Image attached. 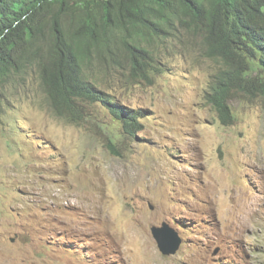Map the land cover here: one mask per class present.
Wrapping results in <instances>:
<instances>
[{
    "label": "rangeland",
    "instance_id": "obj_1",
    "mask_svg": "<svg viewBox=\"0 0 264 264\" xmlns=\"http://www.w3.org/2000/svg\"><path fill=\"white\" fill-rule=\"evenodd\" d=\"M164 41L151 80L92 73L147 111L135 136L99 103L57 115L35 67L3 87L0 264H264V98L235 96L223 125L206 100L221 62L200 34ZM163 222L174 255L152 236Z\"/></svg>",
    "mask_w": 264,
    "mask_h": 264
},
{
    "label": "trees",
    "instance_id": "obj_2",
    "mask_svg": "<svg viewBox=\"0 0 264 264\" xmlns=\"http://www.w3.org/2000/svg\"><path fill=\"white\" fill-rule=\"evenodd\" d=\"M181 32L200 34L221 62L206 100L223 125L235 120V96L264 98V0H0V92L35 67L57 115L79 122L85 103H99L135 136L147 111L120 103L92 73L127 66L151 80L156 45Z\"/></svg>",
    "mask_w": 264,
    "mask_h": 264
},
{
    "label": "water",
    "instance_id": "obj_3",
    "mask_svg": "<svg viewBox=\"0 0 264 264\" xmlns=\"http://www.w3.org/2000/svg\"><path fill=\"white\" fill-rule=\"evenodd\" d=\"M151 233L157 242L158 249L164 255L175 254L182 243L179 232L167 222L152 226Z\"/></svg>",
    "mask_w": 264,
    "mask_h": 264
},
{
    "label": "clouds",
    "instance_id": "obj_4",
    "mask_svg": "<svg viewBox=\"0 0 264 264\" xmlns=\"http://www.w3.org/2000/svg\"><path fill=\"white\" fill-rule=\"evenodd\" d=\"M181 236V235H180ZM182 242H183V239H182ZM182 244V243H181ZM181 246V245H180ZM158 247V246H157ZM178 251V250H177ZM164 255V254H163ZM172 255H174V254H172ZM166 256H169V255H166Z\"/></svg>",
    "mask_w": 264,
    "mask_h": 264
}]
</instances>
